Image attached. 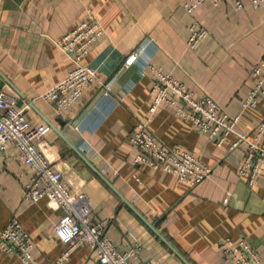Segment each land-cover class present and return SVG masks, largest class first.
<instances>
[{
  "label": "crops",
  "instance_id": "1",
  "mask_svg": "<svg viewBox=\"0 0 264 264\" xmlns=\"http://www.w3.org/2000/svg\"><path fill=\"white\" fill-rule=\"evenodd\" d=\"M239 1L241 10L229 0L195 10L207 35L193 51L185 46L190 18L179 0H4L0 8L2 90L27 106L32 127L53 126L39 142L41 151L71 191L88 197L91 218L104 225L118 250L140 243L138 262L184 264L144 219L189 264H219L223 238L248 241L264 264V160L250 187L235 173L245 147L231 149L233 135L216 146L163 106L147 119L148 65H153L195 98L206 95L228 116L239 115L235 132L252 137L264 119V97L252 109L241 111V103L253 84L249 70L264 54V3L253 9L248 0ZM82 20L102 29L81 60L100 82L85 87L72 107L56 115L39 95L62 80L72 63L52 41ZM130 54L135 60L124 67ZM137 120L147 121L166 146L210 166L209 175L189 187L173 174L133 163L136 149L129 137ZM259 145L264 147V135ZM29 174L11 145L0 151V230L15 218L33 242L34 258L49 264L66 249L52 231L60 212L45 198L23 200ZM0 264L20 263L15 254L0 251ZM62 264L98 263L80 245Z\"/></svg>",
  "mask_w": 264,
  "mask_h": 264
},
{
  "label": "built area",
  "instance_id": "2",
  "mask_svg": "<svg viewBox=\"0 0 264 264\" xmlns=\"http://www.w3.org/2000/svg\"><path fill=\"white\" fill-rule=\"evenodd\" d=\"M179 1L183 12L190 18L186 27L185 46L193 51L207 35L206 30L194 18V12L203 3L216 6L218 0ZM229 1L235 10H241L242 2ZM3 2L4 0H0V8ZM248 3L256 9L264 0H248ZM101 35L102 29L96 21L82 20L61 38L52 41L72 63V68L62 80L39 95L42 101L53 108L56 115L72 107L85 87L100 82L96 71L82 65L81 60ZM134 60L135 55L130 54L122 64L128 67ZM148 71L151 73V81L147 119L158 106H163L170 108L176 117L189 123L197 132L212 139L216 146H220L227 135H233L234 141L230 148L239 144L245 147L240 165L235 171L236 176L246 181L248 186H253L264 160V147L259 145L264 135V119L256 125L252 137L237 133L235 126L239 115L228 116L206 95L195 98L181 81L158 67L148 65ZM249 76L253 79V84L241 103V111L255 108L264 97V54L252 65ZM26 107L17 106L16 99L0 87V151L11 145L16 151L18 163L23 164L30 172L22 198L28 203L45 198L51 208L60 212L52 231L66 249L49 264H62L69 253L80 245H85L91 251L98 264H159L138 262L141 249L139 242L134 241L128 250L120 251L106 237L104 225L91 218L88 197L82 192L71 191L60 172L53 168L41 151L39 142L50 127L47 124L32 127L25 117ZM129 143L136 149L133 163L173 174L189 187L199 184L211 172L210 166L188 151L163 144L149 130L147 121H136ZM226 200L227 198L224 203ZM218 244L221 249L219 264H263L248 241L223 238ZM33 246L31 238L15 218H10L0 230V251L15 254L20 264H39L32 254Z\"/></svg>",
  "mask_w": 264,
  "mask_h": 264
},
{
  "label": "water",
  "instance_id": "3",
  "mask_svg": "<svg viewBox=\"0 0 264 264\" xmlns=\"http://www.w3.org/2000/svg\"><path fill=\"white\" fill-rule=\"evenodd\" d=\"M0 77L3 79V76L0 74ZM0 87H1V83H0ZM17 106H21V101H17ZM57 123L59 124V125H62L64 122L63 121H57ZM46 124L49 126V127H52L53 128V126L49 123V122H46ZM57 132V134L61 137V138H63V136H62V133L61 132H59V131H56ZM83 160L87 163V164H89L88 162H87V160L86 159H84L83 158ZM95 173L99 176V177H101V175L97 172V171H95ZM110 186V185H109ZM112 190H114L113 188H112ZM123 201H124V199H122ZM143 220V222L149 227V229L150 230H152L153 231V233L161 240V241H163L169 248H170V250L174 253V254H176L177 255V257L184 263V264H189L180 254H178L170 245H169V243L165 240V239H163V237L154 229V227L153 226H151L148 222H146L144 219H142Z\"/></svg>",
  "mask_w": 264,
  "mask_h": 264
}]
</instances>
